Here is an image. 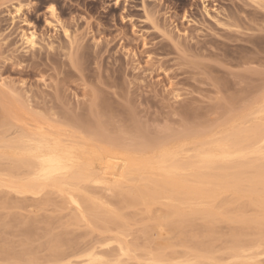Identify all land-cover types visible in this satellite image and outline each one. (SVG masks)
<instances>
[{"label":"rangeland","instance_id":"1","mask_svg":"<svg viewBox=\"0 0 264 264\" xmlns=\"http://www.w3.org/2000/svg\"><path fill=\"white\" fill-rule=\"evenodd\" d=\"M263 94L264 0H0V136L24 111L119 146L212 136L249 127ZM122 185L81 195L103 224L54 189L0 187V264H85L92 248L103 264H264V194L214 186L176 215L168 200L127 205L137 184ZM254 242L253 261L233 258Z\"/></svg>","mask_w":264,"mask_h":264},{"label":"bare ground","instance_id":"2","mask_svg":"<svg viewBox=\"0 0 264 264\" xmlns=\"http://www.w3.org/2000/svg\"><path fill=\"white\" fill-rule=\"evenodd\" d=\"M46 24L52 25L50 21ZM30 40L32 43H29ZM25 41L33 46L34 34L25 37ZM252 112L249 127H245V122L242 126L212 136L206 132L196 135L189 130L132 147L80 136L77 131L67 128L69 125H56L52 120L49 123L50 119L48 123L40 121L44 119H33L24 111L25 117L17 120L12 131L0 136V187L14 189L21 194L54 189L61 197L67 195L78 212L77 216L79 214L82 219L96 224L103 223H98L100 220L94 213L95 199H81L82 193L94 192L97 195V192L90 191L89 186L102 187L113 196V190L121 188L122 184L135 183L139 187L129 188L124 194L127 205L138 200L147 205L156 200L162 203L168 200L174 204L175 208L171 210L176 215H181L180 208L184 205L189 207L209 198L210 202L214 186L218 190L229 186L236 192L264 194V94ZM181 196L186 197L184 202ZM254 244L235 246L233 258L253 261V249L257 246ZM118 250L120 255L127 257L131 252L130 247L120 241ZM88 252L84 255L87 259L85 264L101 263L102 256L93 248ZM196 259L198 262L211 258L195 255ZM150 263L163 264V261L160 256L152 257Z\"/></svg>","mask_w":264,"mask_h":264},{"label":"snow or ice","instance_id":"3","mask_svg":"<svg viewBox=\"0 0 264 264\" xmlns=\"http://www.w3.org/2000/svg\"><path fill=\"white\" fill-rule=\"evenodd\" d=\"M51 10L54 11L55 10L54 7ZM29 43H32V41L30 40Z\"/></svg>","mask_w":264,"mask_h":264}]
</instances>
